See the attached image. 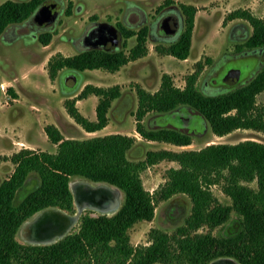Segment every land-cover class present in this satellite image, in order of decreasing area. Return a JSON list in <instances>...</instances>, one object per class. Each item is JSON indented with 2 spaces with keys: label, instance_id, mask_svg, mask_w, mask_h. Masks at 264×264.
I'll return each mask as SVG.
<instances>
[{
  "label": "trees",
  "instance_id": "obj_1",
  "mask_svg": "<svg viewBox=\"0 0 264 264\" xmlns=\"http://www.w3.org/2000/svg\"><path fill=\"white\" fill-rule=\"evenodd\" d=\"M67 1L65 13L71 15L73 1ZM47 2H2L0 35L9 26L31 18ZM172 2L165 0L159 8ZM178 7L184 21L181 35L168 44H158L156 49L160 54L185 59L191 51L198 8L184 2H179ZM238 17L249 21L252 33L244 43L237 44L236 50L243 52L264 46V16L248 8H237L226 15L224 23ZM118 29L124 38L120 48L53 54L48 60L51 79L64 69L77 74L97 68L117 71L129 61L148 54V25L135 30L118 24ZM54 33L45 30L39 40L47 45ZM132 36H136V43L127 53V40ZM205 64L197 61L184 87L175 85L167 73L163 74L161 85L154 92L138 85L136 129L142 137L177 145L191 144L193 137L186 131L172 126L146 129L143 124L144 116L150 111L176 116L179 109L187 108L199 113L220 136L239 128L264 131V103L257 101V95L264 91V66L241 86L220 93H206L197 85ZM9 90L15 95L13 88ZM91 94L99 98L95 120L84 115L76 104L77 100ZM120 95L119 84L104 87L87 83L76 98L66 101V107L86 131L94 132L109 123V109ZM45 131L51 142L57 144V150L20 149L11 156L15 163L13 172L0 183V264H210L221 257L233 258L241 264H264L263 141L214 142L200 149L180 151L149 150L145 159L135 161L127 154L137 140L134 135L116 132L83 139L65 137L54 124L46 125ZM162 159L177 161L180 166L170 167L168 179L150 192L144 187L141 172ZM72 176L118 187L123 193L119 209L113 214L86 211L77 229L51 243L18 240L16 236L22 224L46 208L75 212ZM255 180L257 187L249 185ZM32 182L34 185L29 187ZM213 184L221 185L231 203L219 200L211 188ZM20 189H25V194L16 203ZM176 193H185L192 200V211L184 223L173 233L155 228L148 245L134 246L129 229L139 221L153 219L156 201ZM233 212L237 217L230 221ZM205 226L208 231H200ZM220 226L224 231L214 234L212 230Z\"/></svg>",
  "mask_w": 264,
  "mask_h": 264
},
{
  "label": "rangeland",
  "instance_id": "obj_2",
  "mask_svg": "<svg viewBox=\"0 0 264 264\" xmlns=\"http://www.w3.org/2000/svg\"><path fill=\"white\" fill-rule=\"evenodd\" d=\"M4 1L0 0V4ZM72 1L73 13L68 15L65 13L67 0H48V2H57L59 10L57 21L50 28H34L31 31V26L25 25L20 27L21 31L14 35H0V183L13 172L15 163L11 160V156L20 149L31 148L52 152L57 150V144L51 142L45 131L48 124L56 125L65 137L80 139L116 132L134 135L137 140L127 154L131 160L135 161L145 159L149 150L200 149L214 142L235 143L245 139L264 142V131L251 128H239L222 136L217 135L212 131L206 119L192 109L188 111V108L187 111L179 109L177 115L174 114L176 116H171V113L150 111L144 116L143 124L146 129L172 126L186 131L193 137L189 145L148 140L142 137L136 129V111L139 104L138 85L154 92L160 87L163 74L167 73L172 76L175 85L184 87L186 77L195 70L197 61H203L206 64L199 75L198 87L206 93H220L245 84L264 66V50L245 49L243 52L236 50L237 44L244 43L252 33V25L244 18L239 19V22L249 28L248 36L242 34L239 27L237 31L233 29L234 27H224L230 21L227 20L224 23L223 19L229 12H225L224 8H217L216 5L222 4L225 0H198L200 12L196 19L191 51L185 59L160 54L156 46L168 44L171 40H162L161 34L152 35L149 32L148 54L129 61L127 65L119 69L120 71L97 68L77 74L64 69L55 79H51L48 61L45 63L44 60L49 54H55L54 50L62 44L67 47L63 49L64 55L81 51L83 42L80 39L94 22L93 20L109 22L117 27L118 24H123L128 28L138 30L144 25L154 26L157 20L168 12L167 4L159 8L161 2L165 0ZM172 1L173 6L178 9L180 1ZM242 1L251 4L253 9L250 8V10L254 14L264 16V0ZM221 20L223 26L219 25ZM45 30L55 32L47 47H44L39 40L40 34ZM123 40L121 36L117 47H122ZM135 43L136 36L127 40L128 46L125 48L127 53ZM236 68L240 70L239 80L233 84L224 81L226 74ZM87 83L104 87L119 84L121 87V95L113 100L109 109V123L95 133L86 131L69 114L66 107V101L76 98ZM9 88H13L15 95ZM93 98L95 97L91 96L76 101L79 110L91 119L97 117ZM257 101L264 103V91L257 95ZM183 117L187 121L185 125ZM178 166L180 165L177 161L170 159H162L148 165L141 172L144 187L154 192L168 179V169ZM82 180L86 179L72 176L71 189L74 183ZM90 182L97 184V182ZM33 185L34 182L29 184V187ZM249 185L257 187V181H252ZM112 188L118 190L122 201V191L114 186ZM211 188L221 202L231 203V198L224 193L220 184H213ZM24 194L25 189H20L15 202L18 203ZM74 202L75 212L63 210L69 214L79 212L75 197ZM86 211H91L93 214L103 213L100 209L85 206L69 231L78 228L80 217ZM191 211L192 200L185 193H176L168 199L156 201L153 219L139 221L129 229L131 243L134 246L148 245L151 241V231L155 228L173 233L179 225L184 223ZM40 212L22 224L17 232L18 240L35 243L28 240L25 224L32 221ZM236 217L237 214L233 212L230 221ZM200 231H208V228L202 227ZM223 231L224 227L221 226L212 230L214 234Z\"/></svg>",
  "mask_w": 264,
  "mask_h": 264
},
{
  "label": "water",
  "instance_id": "obj_3",
  "mask_svg": "<svg viewBox=\"0 0 264 264\" xmlns=\"http://www.w3.org/2000/svg\"><path fill=\"white\" fill-rule=\"evenodd\" d=\"M57 7H58V3L57 2H49V3L47 2V3L43 4V5H41L35 11V13L33 14L32 17L37 22H39L40 24L45 25L48 28H50V27L55 25V23L57 21V18L59 16V10L57 9ZM183 22H184L183 21V16L180 13V15H179L180 27L183 26ZM165 27L168 29L169 32H172V31H174L176 29V23H175V21L173 20L172 17L166 18ZM120 37H121V34H120V31H119L117 26H115L114 24L109 23V22L96 21V22H93L88 27V29L85 31V33L82 35L80 40L83 41V43H82L83 46H82L81 49L85 50V49H92V48H101V49H105V50H113V49H115L117 47L118 42L120 41ZM239 71L240 70L237 69V68L230 70L226 74V76L224 77V81H226L228 83H232V84L236 83L238 81V79H239ZM84 181H86L87 183H89L91 185H97L98 186V185L106 184V185H109L110 187L113 186V185H110V184H107V183L92 184L90 182V180H87V179L84 180ZM116 188H118V187H116ZM113 189H115V188H113ZM72 191L74 192L73 186H72ZM116 191L118 192L117 189H116ZM74 197H75V201L77 202L78 209H79V200H78V197L76 196L75 192H74ZM118 197H119V192H118ZM118 200H119L118 201V203H119L118 206H120L121 205V198L119 197ZM86 206L94 207L92 205H86ZM94 208H96V207H94ZM49 209H52V210L58 212L61 215H65V216H69V217H73V215H74V214L67 213L66 211H64L61 208L50 207V208H46V209L42 210L38 215H36L34 217V219L32 221H29V222H31V223L36 222V220L41 216V214L43 212L49 210ZM96 209H99V208H96ZM115 209L110 210V211H106V210H103V209H100V210L103 211V214H105V213L106 214H110L111 212L115 213L116 212ZM82 210H79V214H81L80 212ZM59 214H57V215H59ZM56 218H61V217H56ZM78 218H79V215H78L77 219ZM76 220H75V222H76ZM72 222H73V218H72V221H71L70 224H72ZM73 225L74 224H72L71 227ZM70 228L66 232H64L62 235L57 236V237L58 238H62L63 236H65L67 233L70 232L69 231ZM25 229H26V227H25ZM26 231H27V234H28L29 230L26 229ZM57 237H54L52 239H47V240L29 239L28 237L27 238H28V240H30L32 242H35V243H38V244H45V243H51V242H54V241L58 240V239H56ZM210 264H241V263H239L238 261H236L235 259L230 258V257H221V258L213 260Z\"/></svg>",
  "mask_w": 264,
  "mask_h": 264
},
{
  "label": "bare ground",
  "instance_id": "obj_4",
  "mask_svg": "<svg viewBox=\"0 0 264 264\" xmlns=\"http://www.w3.org/2000/svg\"><path fill=\"white\" fill-rule=\"evenodd\" d=\"M73 189L79 200V210L86 205L110 211L118 206V192L109 185H91L86 181H78L73 184ZM58 212L49 209L41 214L36 222H28L25 227L29 230V239L47 240L62 235L75 223L79 212L73 217L57 215ZM61 217V218H56ZM73 218V222L72 221ZM42 223V224H41Z\"/></svg>",
  "mask_w": 264,
  "mask_h": 264
},
{
  "label": "flooded vegetation",
  "instance_id": "obj_5",
  "mask_svg": "<svg viewBox=\"0 0 264 264\" xmlns=\"http://www.w3.org/2000/svg\"><path fill=\"white\" fill-rule=\"evenodd\" d=\"M49 3V2H48ZM167 6V13L166 14H163L158 20L157 22L155 23L154 26H149L150 28V33L152 35H158V34H161V39L162 40H171L169 42H173L175 40H177L179 38V36L181 35L183 29H184V22H183V26L180 27V23H179V15L181 13V10L180 8L178 7L175 8V6H173L172 4H169V5H166ZM142 13V12H140ZM144 13V12H143ZM142 13V14H143ZM168 17H172L173 20L175 21L176 23V29L172 32H169L168 29L165 27V21H166V18ZM24 23V24H23ZM22 24H16L18 26H12L11 28L7 29L5 32H4V35H7V36H10L11 34L14 35L16 32H19L21 31L20 27H24L25 25H30L31 26V31L34 30V28H48L47 26L45 25H42L40 24L39 22H37L33 17L25 20ZM246 32V31H244ZM83 42V41H82ZM257 49H262L264 50V46L260 47V48H257ZM256 50V49H254ZM241 56H244L241 54ZM240 73V71H239ZM239 78H240V75H239ZM239 80V79H238ZM184 118V119H183ZM182 120H183V124L185 125L186 124V120H185V117H183Z\"/></svg>",
  "mask_w": 264,
  "mask_h": 264
},
{
  "label": "crops",
  "instance_id": "obj_6",
  "mask_svg": "<svg viewBox=\"0 0 264 264\" xmlns=\"http://www.w3.org/2000/svg\"><path fill=\"white\" fill-rule=\"evenodd\" d=\"M180 2H184V3H190V4H193V5H195V6H197V8H198V10H197V13H196V17H195V27H194V30H193V35H194V31H195V28H196V19H197V16H198V14H199V12H200V3L198 2V0H179ZM164 2H161V4H163ZM172 4V3H171ZM173 5V4H172ZM216 5V4H215ZM214 5V6H215ZM235 5V6H234ZM234 6V7H233ZM216 7L217 8H221V9H225V12H230V11H232V10H234V9H237V8H248V9H253L252 8V6H251V4L250 3H248V2H243L242 0H225V1H223V3L222 4H220V5H216ZM181 15H182V13H181ZM183 16V15H182ZM224 19V18H223ZM239 19H241V18H234V19H231L228 23H227V25H225L224 27H234L233 29L234 30H236L237 31V28L239 27V28H241V33L242 34H245L246 36H248V34H249V28L248 27H245V25L243 24V23H241V22H239ZM97 21V20H96ZM96 21H94V22H96ZM223 24V21L221 20L220 22H219V25H222ZM223 26V25H222ZM12 26H9L7 29H9V28H11ZM6 29V30H7ZM5 30V31H6ZM233 30V31H234ZM4 31V32H5ZM244 31H246V32H244ZM4 32H3V35H4ZM77 42V40H75V43ZM50 44V43H49ZM49 44H47V45H43L44 47H47ZM77 44V43H76ZM63 49H67V47L64 45V44H62V45H58V47L54 50V52L53 53H57L58 51H60V52H62L63 53ZM80 50H82V49H80ZM72 54H74V53H69V54H67V55H72ZM50 55H52V54H49V56L44 60V62L45 63H47V61L49 60V57H50ZM127 65V64H126ZM91 70H94V69H87V70H85L84 72L86 73L87 71H91ZM120 71V70H119ZM83 73V72H82ZM91 96H94L95 98H93L94 99V101H95V106L97 105V103H98V96H96V95H94V94H91V95H89L88 97H91ZM87 98V97H86ZM91 119V118H90ZM96 119V118H95ZM95 119H92V120H95ZM99 130H97V131H94V132H90V133H95V132H98Z\"/></svg>",
  "mask_w": 264,
  "mask_h": 264
}]
</instances>
